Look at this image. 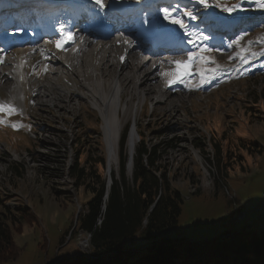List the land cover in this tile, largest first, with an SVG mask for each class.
I'll list each match as a JSON object with an SVG mask.
<instances>
[{
    "label": "rangeland",
    "instance_id": "obj_1",
    "mask_svg": "<svg viewBox=\"0 0 264 264\" xmlns=\"http://www.w3.org/2000/svg\"><path fill=\"white\" fill-rule=\"evenodd\" d=\"M253 1L264 9V0ZM194 2L199 3L198 0H172L171 6L164 4L163 13L158 14L189 37L191 53L193 51L197 60L194 67L196 73L183 79L192 80L188 85L205 83V71L218 70L230 63L228 60H219L217 54L212 53L214 48L210 43L216 44L218 49L219 43H223L240 51L239 65L233 68V75H241L243 71L240 68L243 66H247L245 72L264 67L263 18H260V25L255 30L240 39L231 28L227 30L222 27L218 32L210 25L214 21V11L220 10L211 0H200V6H196L201 9V12L196 11L198 24L193 26L190 20L195 15L187 12L193 13L187 10V6ZM8 9L4 7L5 11ZM228 17L232 20L237 14H229ZM10 19L13 17L8 19L9 22ZM200 27L207 35H202ZM208 34L223 37L216 40ZM3 53H8V56L11 52L1 46L0 55L4 56ZM11 56H8L9 62L14 59V55ZM29 57L25 55L23 58L25 64L29 63ZM59 60L63 61L62 54ZM56 64L42 60L35 67H27L29 72L33 70L34 77L41 79L30 83L33 90L47 81L63 84L69 80L58 77L56 73H61L62 69ZM6 68L8 72L10 66L1 68L3 73ZM74 70H79L77 64ZM169 71L176 72V68L168 63L161 64L154 77L166 83L176 75ZM6 84L1 82V86ZM216 85L206 88L210 94L202 98L198 96L191 103L188 97L184 98L185 94L181 97L170 92L161 97V104H157L160 97L156 96H151L152 99L145 97L147 101L140 105L138 100L132 99L131 102L129 89L122 95V111L114 147L115 163L109 168L114 175L117 173L121 135L130 126L137 129L138 138L140 135L149 148L160 147L161 159L158 163L166 170L172 188L182 198L177 223L162 232L164 237L205 243L238 230L255 235L264 231V220L258 214H251L264 193V76L255 75L249 80L212 91ZM155 88L161 92L159 80ZM30 92L26 90L24 96V108L28 116L27 119H21L15 111L12 91L8 92L6 88L5 91L2 88L0 90L1 98L8 104L7 108H0V202L7 208L16 209L18 218L22 220L12 228L15 230L13 240L23 250L15 261L8 264H51L56 258L61 260L76 255L79 245L84 249L85 240L81 239L85 235L77 230L76 224L91 194L76 186L69 172L75 163L83 166L87 159L99 157L103 151L105 164L107 162L106 144L101 133L103 120L87 93L75 90L84 99L70 104L60 102L57 110L52 106H43L45 103L40 104L39 99L31 100ZM127 100L126 109L123 104ZM123 112L126 114L123 115ZM24 120L31 125L29 134H26ZM137 143L136 140L134 145ZM214 144L222 149L220 161L224 166H220L221 172L215 164ZM245 144L250 146L251 151L244 149ZM254 145H258L260 152L251 148ZM211 156L213 164L208 161ZM101 174L107 181L106 168L101 170ZM224 187L228 188L232 198L226 197ZM230 201L237 203L247 214L244 220L229 223ZM63 241L66 242L63 244Z\"/></svg>",
    "mask_w": 264,
    "mask_h": 264
},
{
    "label": "trees",
    "instance_id": "obj_2",
    "mask_svg": "<svg viewBox=\"0 0 264 264\" xmlns=\"http://www.w3.org/2000/svg\"><path fill=\"white\" fill-rule=\"evenodd\" d=\"M211 2L220 8L214 11L218 18L213 22L215 29L224 24L221 20L229 19V14H237L228 23L238 27L236 32L240 37L260 25L261 17L256 15L264 9L253 0ZM126 135V132L121 135L118 171L115 175L111 172L109 187L101 174L106 168L104 151L99 157L87 159L83 166L75 163L70 170L69 177L75 185L91 194L83 213L78 216L76 228L90 235L89 251L95 260L63 257L58 264H264V231L255 235L238 230L205 243L162 236V232L177 223L181 195L172 188L166 170L158 163L160 147H147L140 135L128 173ZM243 146L251 151L248 144ZM251 148L260 152L258 145ZM214 150L215 164L221 172L222 149L214 144ZM18 217L16 209L0 202V264L15 261L23 250L13 240L12 226L22 222Z\"/></svg>",
    "mask_w": 264,
    "mask_h": 264
},
{
    "label": "bare ground",
    "instance_id": "obj_3",
    "mask_svg": "<svg viewBox=\"0 0 264 264\" xmlns=\"http://www.w3.org/2000/svg\"><path fill=\"white\" fill-rule=\"evenodd\" d=\"M99 1L103 2L105 0ZM118 1L121 2L123 0ZM83 2H85V0H79L78 2H66L63 6L56 4V6L62 7L61 11L59 10L60 12L56 11L55 13H51L46 18L33 19L32 21L37 24L40 23V29L43 28V25H45L46 22H54L59 18L61 19V23L63 24V26L69 25L71 17H75L78 14L79 9H82ZM112 3H116V0H113ZM64 7L70 8L72 9V11L66 12L64 10ZM140 8L141 6L139 7V9ZM144 8L146 9V7ZM69 13L70 16L67 17V14ZM20 15H23V13H20ZM30 16L32 15L29 14L27 17ZM11 20L13 19H10V21ZM140 22V20H136L135 23L139 24ZM19 27L23 26L19 25ZM77 33L82 34L80 31H78ZM85 36L87 37V39L83 43V47L78 52V56L79 58H81L79 61H77L79 58L76 60L66 55L65 59L71 63L69 67H62V64L60 65V63L57 62L63 70L62 77H64L66 80H69L67 82H64L63 84H56L51 81L42 83V85H38L36 91L33 90L35 92H32L33 95L31 99H39L40 104L45 103L43 106H46L48 108L52 106L53 108L57 109L60 102L64 104H70L76 100L84 99L80 94L75 93V90L80 89L87 93L88 96L92 98L93 107H95L96 112L99 113L103 120L101 133L103 132L102 136L104 135V144H106L105 148L107 152V164L108 167H111L113 163H115L114 147L116 145V137L119 128L118 120L122 111V95L124 91L129 89L131 94L129 101H131L132 99L138 100V105H140L141 103L147 101L145 97L151 98V96H156L158 98L160 97L157 104H161L163 101L161 97H163V95L165 96L166 93L156 90L155 83L157 81V78L154 77V73L159 68L162 60L158 58L152 60L153 63L157 64V67L156 69H151L150 60L143 59L144 52L139 49L138 46H133L130 45V43H125L124 40H120L122 41L121 44H113L112 34H108V36L104 39V37L101 38L90 29H87ZM124 36L127 37V34L125 33ZM31 38L32 34L28 35L26 32L18 31L14 34V36L9 33L5 40L0 39V47L2 46L6 50H10L11 54L14 55V62L12 63V65L14 66H12L11 63L8 64L9 66L11 65L10 74L2 73L1 71V66L5 64L7 57L6 55L8 53H3L4 56L0 55V90L2 88L5 91L6 88L8 92L14 91L16 93L15 98L17 102H23L25 89L30 88V80L26 79L27 75L25 74V71H27L25 70V68H27V65L23 61L25 55L30 56V67H35L36 64L42 59L47 58L51 60V58L56 56L55 51H59L62 48L66 49L67 47L64 39L61 38L56 40L51 38V42L48 46L41 45L39 47H35L33 44H29V40ZM65 39H67V37H65ZM19 41H23L25 45H27L10 49V47L17 45ZM51 61L53 62V60ZM76 64L79 68V70L77 71L74 70ZM255 75L264 76V74ZM55 77H57V75H55ZM252 77L253 76L248 77L242 81L249 80ZM1 82H6L7 84L1 86ZM11 82H13L12 85ZM69 82L73 83H71L70 85ZM144 86L147 87V89L142 90ZM17 94L21 98L18 97ZM166 101L167 99L165 100V102ZM54 102H57V104H55ZM1 103H4L3 106H1ZM5 104L7 105V103H5L0 96V107H4ZM127 105L128 100L124 102L123 107H126L127 109ZM44 111H47V109ZM124 113L125 112H123V115ZM136 131V128L131 130L127 139L129 153L131 152V149L134 148V135L136 134ZM198 159L201 160V158ZM208 161L213 164V156L208 157ZM67 174L68 170L66 171V176H68ZM210 185L211 182H209L208 186ZM224 193L228 197L232 198L230 196V192L226 187H224ZM232 208H234V203L232 204ZM84 235L85 238L81 239V241L85 240V244L83 245L84 249H77L76 256L88 259L89 261H94L95 257L92 256L89 251L90 235ZM56 263L57 261L55 260L51 264Z\"/></svg>",
    "mask_w": 264,
    "mask_h": 264
},
{
    "label": "built area",
    "instance_id": "obj_4",
    "mask_svg": "<svg viewBox=\"0 0 264 264\" xmlns=\"http://www.w3.org/2000/svg\"><path fill=\"white\" fill-rule=\"evenodd\" d=\"M252 213L258 214L262 219H264V193L261 195V198L257 205L254 207ZM245 217L246 213L238 210V207L236 206V204H234V208H232V217L228 221L229 223H235L243 220ZM78 249H82V246L79 245Z\"/></svg>",
    "mask_w": 264,
    "mask_h": 264
},
{
    "label": "water",
    "instance_id": "obj_5",
    "mask_svg": "<svg viewBox=\"0 0 264 264\" xmlns=\"http://www.w3.org/2000/svg\"><path fill=\"white\" fill-rule=\"evenodd\" d=\"M134 138L136 139V135H134ZM132 155H133V148L131 149V152L129 153V159L127 163V166L129 167V169H131V166H132ZM106 175H107V186H109L111 184L109 167H107Z\"/></svg>",
    "mask_w": 264,
    "mask_h": 264
},
{
    "label": "crops",
    "instance_id": "obj_6",
    "mask_svg": "<svg viewBox=\"0 0 264 264\" xmlns=\"http://www.w3.org/2000/svg\"><path fill=\"white\" fill-rule=\"evenodd\" d=\"M56 251H57V249H56Z\"/></svg>",
    "mask_w": 264,
    "mask_h": 264
}]
</instances>
